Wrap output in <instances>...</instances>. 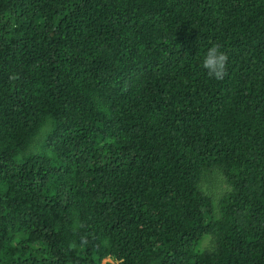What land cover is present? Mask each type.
Returning a JSON list of instances; mask_svg holds the SVG:
<instances>
[{
	"label": "trees",
	"instance_id": "1",
	"mask_svg": "<svg viewBox=\"0 0 264 264\" xmlns=\"http://www.w3.org/2000/svg\"><path fill=\"white\" fill-rule=\"evenodd\" d=\"M107 258L264 264V0H0V264Z\"/></svg>",
	"mask_w": 264,
	"mask_h": 264
},
{
	"label": "clouds",
	"instance_id": "2",
	"mask_svg": "<svg viewBox=\"0 0 264 264\" xmlns=\"http://www.w3.org/2000/svg\"><path fill=\"white\" fill-rule=\"evenodd\" d=\"M199 63L209 78L222 80L226 75L228 56L218 44L212 43L199 56Z\"/></svg>",
	"mask_w": 264,
	"mask_h": 264
},
{
	"label": "rangeland",
	"instance_id": "3",
	"mask_svg": "<svg viewBox=\"0 0 264 264\" xmlns=\"http://www.w3.org/2000/svg\"><path fill=\"white\" fill-rule=\"evenodd\" d=\"M208 179L210 180V179H213V181L211 182V184H213V188L214 187H216V186H220V182L219 181H217V180H214V177H213V175H210V174H208ZM210 185V184H209ZM108 263H111V260L110 259H104L102 262H101V264H108ZM111 264H113V263H111Z\"/></svg>",
	"mask_w": 264,
	"mask_h": 264
}]
</instances>
